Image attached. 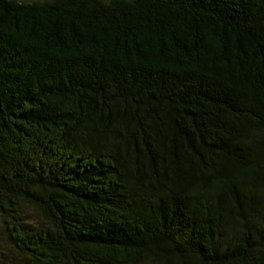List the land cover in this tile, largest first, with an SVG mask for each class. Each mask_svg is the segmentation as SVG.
<instances>
[{"label":"trees","instance_id":"16d2710c","mask_svg":"<svg viewBox=\"0 0 264 264\" xmlns=\"http://www.w3.org/2000/svg\"><path fill=\"white\" fill-rule=\"evenodd\" d=\"M0 218V264H264V0H0Z\"/></svg>","mask_w":264,"mask_h":264},{"label":"rangeland","instance_id":"374dc122","mask_svg":"<svg viewBox=\"0 0 264 264\" xmlns=\"http://www.w3.org/2000/svg\"><path fill=\"white\" fill-rule=\"evenodd\" d=\"M24 1H31V0H24ZM27 215L29 217L28 218V221H31L32 223H36L37 222V214L35 211L33 210H27L26 211ZM2 227H3V223H2V220L0 218V233H1V230H2ZM5 245V242L2 240V237L0 236V253L3 251V252H6L7 248L4 246ZM142 264H152V263H142Z\"/></svg>","mask_w":264,"mask_h":264}]
</instances>
